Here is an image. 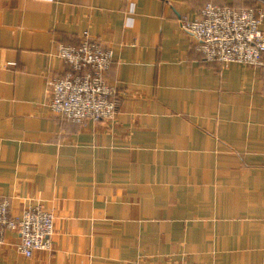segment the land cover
I'll use <instances>...</instances> for the list:
<instances>
[{
  "label": "crops",
  "instance_id": "1",
  "mask_svg": "<svg viewBox=\"0 0 264 264\" xmlns=\"http://www.w3.org/2000/svg\"><path fill=\"white\" fill-rule=\"evenodd\" d=\"M206 2L264 0H0V198L54 215L51 251L6 231L0 264H264V65L203 59L180 21ZM84 33L112 50V119L47 105Z\"/></svg>",
  "mask_w": 264,
  "mask_h": 264
},
{
  "label": "built area",
  "instance_id": "2",
  "mask_svg": "<svg viewBox=\"0 0 264 264\" xmlns=\"http://www.w3.org/2000/svg\"><path fill=\"white\" fill-rule=\"evenodd\" d=\"M264 3L238 8L206 2L199 16L180 21L183 31L196 40V48L207 62L227 65H264V33L261 23ZM54 55L70 68L61 76L46 79L50 111L74 122L112 119L118 106L116 86L106 82L112 50L84 33L76 44L58 43ZM9 201L0 198V247L5 232L18 234V251L30 257L34 251L52 250L54 215L41 205L25 206L18 217L9 212Z\"/></svg>",
  "mask_w": 264,
  "mask_h": 264
},
{
  "label": "rangeland",
  "instance_id": "3",
  "mask_svg": "<svg viewBox=\"0 0 264 264\" xmlns=\"http://www.w3.org/2000/svg\"><path fill=\"white\" fill-rule=\"evenodd\" d=\"M102 121V120H101Z\"/></svg>",
  "mask_w": 264,
  "mask_h": 264
}]
</instances>
